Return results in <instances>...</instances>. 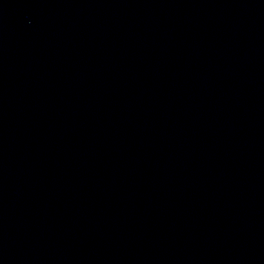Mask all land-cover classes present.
I'll use <instances>...</instances> for the list:
<instances>
[{
  "label": "water",
  "instance_id": "1",
  "mask_svg": "<svg viewBox=\"0 0 264 264\" xmlns=\"http://www.w3.org/2000/svg\"><path fill=\"white\" fill-rule=\"evenodd\" d=\"M0 264H264V0H0Z\"/></svg>",
  "mask_w": 264,
  "mask_h": 264
}]
</instances>
